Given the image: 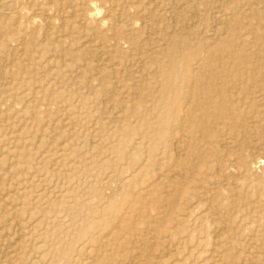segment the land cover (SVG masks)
I'll use <instances>...</instances> for the list:
<instances>
[{"label": "rangeland", "instance_id": "374dc122", "mask_svg": "<svg viewBox=\"0 0 264 264\" xmlns=\"http://www.w3.org/2000/svg\"><path fill=\"white\" fill-rule=\"evenodd\" d=\"M132 1L125 7L122 1L92 0L87 20L71 30L50 15L48 47L59 60L69 52L85 55L79 70L90 76L108 68L99 99L96 86H73L69 77L79 70L58 78L55 69L46 70L47 63L43 69L22 58L32 74L4 77L9 84L0 93L25 101L8 109L11 120L0 123V264H264V188L257 200L252 188L234 189L236 197L233 186L223 183L231 196L216 203L232 210L216 217L192 197L191 184L179 203H194L193 212H188L192 206L176 211V190L166 184L167 178L176 183V114L184 128L190 121L181 96L189 80L201 76L202 61L219 55L224 38L237 60L225 53L223 62L207 70L226 71L228 79L259 92L253 103L259 124L253 130L264 133V0ZM125 9L137 10L145 23L107 17ZM185 23L192 28L185 30ZM120 28L124 40L114 34ZM166 31L183 38L186 43L177 44L187 56H176L177 81L164 89L156 82L161 68L153 59L159 52L164 56ZM37 48L41 55L42 43ZM52 97L61 103L53 104ZM140 97L143 106L136 109ZM26 106L40 115V125ZM119 106L129 110L127 121ZM220 131L214 138L227 133L225 121ZM232 143L229 137L226 150L216 145L220 158ZM255 145L252 158L261 156L262 162L255 178L261 179L264 141L256 137ZM22 155H32L33 163L27 166ZM201 172L197 177L207 178V170Z\"/></svg>", "mask_w": 264, "mask_h": 264}, {"label": "bare ground", "instance_id": "6f19581e", "mask_svg": "<svg viewBox=\"0 0 264 264\" xmlns=\"http://www.w3.org/2000/svg\"><path fill=\"white\" fill-rule=\"evenodd\" d=\"M90 1L92 0H0V91L8 83L4 81V77H7V75L14 76L18 74L23 76L32 74L28 70L27 65L22 60H19L22 58L36 62L35 66L43 69L47 63L46 70L53 71L55 69L54 76L58 78L70 74L68 73L70 70H79L82 67L81 63L87 60L85 55L69 52L67 53V59L59 60L58 52L56 50L53 51L50 46L48 47V40L50 39L48 31L50 26L49 19L50 15H53V17L62 21L63 26L61 27L70 30L76 29L75 24L78 20H87L90 13ZM101 1L103 3L106 2V0ZM117 1H122L125 7L134 5L132 0ZM107 17L120 23L136 21H141L142 24L145 23L144 15H140L137 10L133 12L125 9L121 15L117 16L108 12ZM256 17L260 18L258 12ZM152 20H158V17L153 16ZM190 28H192L190 24H184L185 30ZM83 30L91 34V29ZM143 32L144 27L141 26L138 33ZM156 32L159 34L160 30L158 29ZM92 34H95V32ZM114 34L124 40L125 35L121 28L114 30ZM163 36L162 34L161 38L166 42V48L163 49L164 51L162 50L164 56L159 57V52L153 60L161 68L158 70L160 78L155 76L157 78L156 82L166 89V83L174 84L177 81L176 56L185 60L187 55L183 54L182 49L177 44V42H181V45L186 43L183 38L176 36V33L168 31ZM106 38L108 37L106 36ZM10 42H17L14 49L10 47ZM41 43L42 51L41 55H39L40 52L37 47ZM131 44L135 49L139 48L137 43L131 42ZM221 44L219 55H216L215 52L211 53L202 61L201 76L193 78L194 81L189 80L186 92L181 96L180 100L185 104L186 113L190 117L188 129L183 127V121L176 114V131L180 134L176 136L177 151L175 152L178 154L176 159V183L171 182L170 178H167L166 184L176 190V211H181V213H185L186 209L191 206L192 211L188 209V212L192 213L194 209V203H179L184 192L189 190V184L193 188L192 190L190 189L192 197H196L199 205L204 202L211 214L216 217L221 216L223 210H232L229 206H222L216 203L219 199L223 201L226 193L230 195V191L223 183L233 186L231 195L236 197L238 194L234 189L246 185L252 188L257 200L261 198L260 188H264V178H255V171L260 169L258 164L262 163L259 162L261 156L252 158L253 151L256 149V137L264 141V133H254L255 131L253 130L259 124L258 117L260 112L253 106V103L257 104L259 92L250 93L249 88L242 87L236 81L228 79L225 76L226 71L214 74V72L207 70L211 65L223 62L225 53H229L228 56L233 61L237 60L235 52L228 50V39L225 40L224 38ZM152 46H154L153 42L149 44V47L152 48ZM104 53L107 54L106 51ZM163 57L166 60L163 61ZM43 59H46L45 63H43ZM258 68L257 65L255 70H258ZM107 70L108 68L97 70L96 76H90L88 72L79 70L77 71L78 75L71 74L69 80H71L74 87L81 84H85L88 87L96 86L97 92L94 93V96L99 99L105 94L106 80L109 79V75L106 74ZM236 78L238 79L240 76L238 75ZM38 79L37 77L33 78V80ZM22 81L26 82V79L22 77ZM63 82L67 84L66 80H63ZM46 87H49V83H46ZM129 87L131 89V85ZM142 88L144 91V86ZM88 90L90 89L88 88ZM5 93V91L0 93V123L11 120L8 109L19 101H25L24 96L14 97L9 95L5 97L3 96ZM260 96L263 97L264 94L262 93ZM143 101L140 97L137 106L134 105L136 109L142 108ZM52 103L58 104L61 101L52 97ZM123 107H121V112L122 110L124 111L123 120L127 121L131 118V114L127 108L124 110ZM4 108L6 109L4 110ZM25 112L34 119L37 125L42 123L40 115L32 111L31 107L26 106ZM162 117L164 124H166L165 128L169 126L168 122H166L168 112L163 113ZM221 121L222 123L225 121L227 133L214 138L217 133L221 132ZM22 132H27L26 128ZM60 136L61 134H59ZM229 137L232 139L233 145L228 146L229 151L227 152L229 153L220 158L217 154L216 145H220L223 150H226L227 147L225 145ZM249 149H252L251 154ZM182 150L185 151L186 155L183 158L180 155ZM31 156L22 155L19 158L25 159L27 166H30L33 163ZM1 162H3V166L6 165V161L2 160ZM200 168L207 170V178L205 176L197 177V174L199 176L203 174L202 172L200 173ZM220 184L222 185L221 188ZM214 186L219 187L214 188ZM203 190H205V193H202ZM213 199L215 202H211ZM181 213L180 215H182Z\"/></svg>", "mask_w": 264, "mask_h": 264}]
</instances>
